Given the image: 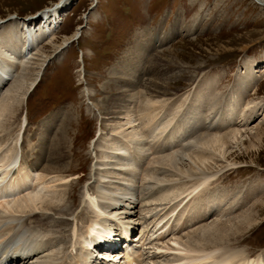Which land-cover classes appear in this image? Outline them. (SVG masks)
Segmentation results:
<instances>
[{
	"label": "rangeland",
	"instance_id": "obj_1",
	"mask_svg": "<svg viewBox=\"0 0 264 264\" xmlns=\"http://www.w3.org/2000/svg\"><path fill=\"white\" fill-rule=\"evenodd\" d=\"M59 1L0 0V26L4 31V27L13 22L12 18L16 17L18 21L21 18H30L46 11ZM262 4L254 0H74L67 7L68 13L62 17L57 33L53 34L51 40L43 41L40 48L33 52L32 64L28 66L31 68L28 79L30 82L36 79L37 82L39 79L38 87L35 90H27L25 98L19 96L18 98L21 97L19 103L18 101L16 104L13 103L12 110L1 118L0 158L7 156L6 152L9 153V150L16 148V140L20 133H24L25 136L24 141L22 140L24 143L22 152L25 156L33 153L40 155L45 149L49 156L53 149L52 143L62 136L60 128L63 127L64 121L67 122L66 125H70L67 136L73 145L71 175L69 174L68 182L65 183L59 182V177L54 178L55 175L47 176L45 181L54 188L51 187L50 196L44 197L46 200L43 208L41 206L37 209L38 212L29 213L37 216L29 222L33 225H50L46 219L53 215L71 221L74 219L73 215L62 216L61 213L56 214L57 211L53 213L46 210L51 204L63 212L66 209L77 212L73 222L75 224L77 222V230L83 234L95 217L93 210L83 204L86 186L92 184L94 187L93 166L96 162L101 163L102 154L109 153V142L116 139L125 129H129L128 126L120 128V125L124 126L127 122L126 112L132 109L133 105L137 110L142 105L138 100L142 95L138 96L137 101L128 99L127 96L134 93L132 91L134 88L124 87L125 82L131 84L135 81L134 78L129 80V76L135 72L133 77L136 79L142 76L138 91H144L151 97L156 96L162 114L175 111L178 108L176 106L186 98L189 99L187 100L189 104L194 106L198 96L202 97L201 108L206 110L198 115L202 117H214L217 113L223 115L228 106L236 101H239L237 112H241L244 101L254 104L252 109L244 113L248 121L242 117L239 122L227 119L222 126L218 125L222 128L220 135H225L231 128H238L241 133L237 140L229 142L222 155L214 153L215 158L201 166L202 171L217 177L202 186L190 201L183 204L190 209L191 214L182 216V219L184 217L182 222L188 221L190 217L192 219L193 215L198 221L190 219L188 225L174 227L173 234L170 233L160 241L155 239L157 242L151 241L148 249L151 247L152 250L154 244L167 247L170 244L169 238L178 236L177 238L182 240L181 245L185 243L186 247L190 246L189 249L191 247L212 249L218 246L222 249L237 250L242 252L243 256L264 253ZM149 9L155 18L149 16L147 12ZM195 18H198L195 22L197 30L192 29V32H189ZM128 20L134 21L137 29L126 36ZM179 26L183 31L168 39L164 48L156 50L155 56L147 55L144 68L138 69L137 62H140L139 60L143 62L142 59H138L140 45L144 41H152L155 32L161 36L169 35V32ZM79 33L80 36L76 37ZM153 58L157 61H153ZM252 62L256 64L254 71L258 79L257 87L253 91L250 89L247 93L239 95L240 88L238 89L236 85L239 78L246 76L247 67ZM133 69L136 71L133 72ZM20 70L21 67L18 72ZM38 74L40 78L37 77ZM88 89L91 91L90 98L85 95ZM2 94L3 92L0 94V103L7 96V93L5 96ZM208 106L214 109L209 112ZM25 116L28 119L26 124L28 126H25ZM42 123L46 126L44 127ZM140 124L144 125V122ZM130 131L131 129L128 130ZM43 142L44 146H41L40 143ZM207 152L212 153L209 150ZM35 157L36 155H33L31 159ZM198 173L199 171H195V174ZM41 176L37 175L38 178ZM176 178L174 177L172 187H190L198 179L193 178L180 184ZM210 197H216L219 204L209 208L199 206L200 210L197 209L199 202L202 201L203 204V201ZM172 204L174 206L176 203ZM172 204L170 207L168 205L169 208L163 210L162 214L172 209ZM139 209H136L139 211L135 217L136 230H139L140 225L151 216L156 218L158 214L156 211L159 210L148 214L150 217H145L141 215ZM195 210L200 217L196 216ZM200 211L204 213L201 214ZM173 221L172 224H176V221ZM204 233L206 237L202 239ZM67 235L69 236V233ZM161 241H165L163 242L165 245ZM65 247L69 248L67 245ZM148 249L145 251L144 259L147 257L145 260L150 264L161 259L174 260L180 256L174 251L157 254L152 250L153 254L148 252L150 251ZM69 252L70 249L65 253ZM69 262L71 263V260ZM72 262L71 264H76L75 260Z\"/></svg>",
	"mask_w": 264,
	"mask_h": 264
},
{
	"label": "bare ground",
	"instance_id": "obj_2",
	"mask_svg": "<svg viewBox=\"0 0 264 264\" xmlns=\"http://www.w3.org/2000/svg\"><path fill=\"white\" fill-rule=\"evenodd\" d=\"M73 1L60 0L56 5L44 12L42 11L43 13L40 12L20 21L15 19L16 17L12 18L13 22L5 26L4 31L2 30L3 27L0 26V94L3 92L5 96L7 93V96L1 102L2 104L0 103V125L3 115L12 110V104H16L15 102L17 101L19 103L21 97H18L22 96L25 98L27 90H34L39 85V79L37 82V79L32 82L28 79V73L31 69L28 66H30L29 64L34 55L33 52L43 41L51 40L57 33L62 17L65 16L68 11L67 7ZM254 1L264 5V0ZM95 2L98 3V1ZM38 16L40 17L38 18ZM197 19H194L193 25L188 30L189 32H192V29H196L195 22ZM180 31H183L181 26L169 32V35L163 34L161 36V34L158 35L155 32L152 41H144L138 50V59H142L144 63L139 60L137 68H144L143 64H146V56H152L157 52L156 50L159 51V49L164 48L165 42L180 33ZM79 36L80 33L76 35V37ZM68 45L69 43L66 44V46ZM152 60L155 61L156 58ZM20 67L21 70L18 72ZM255 68L256 64L252 62L247 67L246 76L239 78L236 85L238 89L240 88L238 90L239 95L247 93L250 89L252 91L256 89L258 79L255 76ZM84 70L83 68V76L85 75ZM134 71L136 70L133 69ZM134 73L129 76V80L134 78L135 81L132 82V80L131 84L125 82L124 87L134 88L132 90L134 93L131 95L129 93L128 99L137 101L138 96L142 95L138 99L142 105L139 110L134 105L136 109L133 106L130 109L128 106L130 110L126 112L127 122L124 126L120 125V128L128 126L131 131L128 132L129 129L127 128L116 139H112L113 141L109 142L108 145L109 153L102 154L101 163L96 162V165L93 166L94 187H92V184L86 186L83 204L85 203V206L93 210L95 217L92 218L83 234L77 230V222L76 224L73 222L76 219L75 214L77 212L75 213L72 209H66L64 212L67 214H65L62 210L52 207L51 204L46 210L53 211V213L57 211L56 214L61 213L62 216L73 215L74 219L71 221L69 219L56 218L53 215L46 219L50 225H33L29 222L32 218L37 217L34 214H31L33 215L31 216L29 213L38 212L37 209H40L41 206L43 208L46 200L44 197L50 196L49 192L53 186H50L45 181L47 176L55 175L54 178L59 177L58 181L65 183L68 182L67 179L71 175L70 160L73 158L71 149L73 145L68 141L67 130L70 125H66L67 122L65 123L64 121L63 127L60 128L62 136L52 143L53 149L49 156L46 149L40 155L33 153L30 156H25L22 152L24 133L18 135L17 145L14 150H9V153L6 152L5 155L7 156L5 157L1 155L0 264H71L73 263L72 260H75L76 264H99L98 261L96 263L94 261L96 256L95 249H99L98 245L102 243H106V246L116 244L119 241L118 239L114 241L113 238L112 242L108 241L113 236L122 235L129 240L137 225L135 217L138 216L137 213L139 211H136V209L138 210L139 208L141 215H145V217H150L151 215L149 216L148 214L159 209L156 211V214L158 213L156 218L151 216L153 219L149 218L140 225L141 238L139 243L142 251H147L152 243L151 241H160L169 236L174 227L179 228V226L184 227L189 224L188 221H190L191 217L188 221L182 222L184 221V215L191 214L189 212L190 209L184 207V202L190 201L192 196L202 186L217 177V175L202 171L201 166L213 160L215 158L214 153L222 155L229 142L237 140L241 133L238 128H231L225 135H220L222 128L218 125H221L227 119L231 122H239L244 117L243 119L248 121L244 113L246 110L252 109L254 104L244 101L243 106H241V112H237L239 101H236L228 106L223 115L217 113L214 117H202L198 115L206 110L201 108L202 97L198 96L195 99L197 103L194 106L190 105L189 101H187L189 99L186 98L185 100L183 99L184 102L181 101L182 103L176 106L178 108L175 111L162 114L160 102L156 100V96L151 97L145 94L146 92L144 91H138L142 83L140 79L142 76L140 75L139 79H136V77H133L135 76ZM40 74L42 75L41 72ZM90 92L89 89L85 92V95L89 98ZM154 93L156 92L154 91ZM207 109L210 112L214 108L208 106ZM25 118V126H28L26 125L28 122L27 117L25 116ZM142 122H144V125L140 124ZM42 125L46 126L44 123ZM45 132L47 133V131ZM40 145L44 146V142L40 143ZM41 149L43 150V147ZM208 150L212 153H208ZM33 155H36V160L31 159ZM195 171H199V173L195 174ZM38 174L42 176L38 178ZM167 174H171V176ZM172 175L178 178L177 181L180 184L191 181L193 178L198 179L190 187L188 186L189 188L186 186H183L184 188L180 186L172 187L171 184H173L174 180ZM49 198L51 200V197ZM172 203L176 204L173 206ZM170 204H172L173 208L162 214V211H165L168 205L170 207ZM218 204L219 200L216 197H210L206 198L203 204L202 201L201 203L199 202L197 209H199V206L209 208ZM72 212L74 213L72 214ZM182 216H184L183 219ZM193 216L192 219L197 220ZM196 216L200 217L197 213ZM144 218L143 220H145ZM192 219L191 221H193ZM173 220L176 221V224H174ZM172 221L174 222L173 224ZM176 230L178 231L179 229L176 228ZM67 233H69V236H66ZM177 237L169 238L170 244L168 243L167 247L153 243L152 250L156 251L157 254L174 251L180 256L170 261L161 259L154 262V264H264L263 252L254 256H243L242 252L227 248L222 249L218 248V246L212 249L209 247H204V249L191 247L189 249L190 246L188 245L187 248L184 245L185 243L181 245L182 240ZM205 237L204 233L202 239ZM20 242L22 243L19 244ZM16 243L18 245L15 246ZM163 244L165 245V243ZM66 245L69 248H66ZM22 249L23 252H20ZM67 249H70L69 254L65 253ZM152 250L150 249L148 252H152ZM136 255H139V250L135 249L134 245H129L126 259L129 260L130 256L135 258ZM104 256L107 259L113 258V254ZM145 259L141 258L144 264H150ZM70 260L71 263L69 262ZM111 263L103 262L102 264ZM121 264L125 263L122 262Z\"/></svg>",
	"mask_w": 264,
	"mask_h": 264
},
{
	"label": "crops",
	"instance_id": "obj_3",
	"mask_svg": "<svg viewBox=\"0 0 264 264\" xmlns=\"http://www.w3.org/2000/svg\"><path fill=\"white\" fill-rule=\"evenodd\" d=\"M147 12H148V14H152L150 10H149V11H147ZM149 16H150V15H149Z\"/></svg>",
	"mask_w": 264,
	"mask_h": 264
}]
</instances>
